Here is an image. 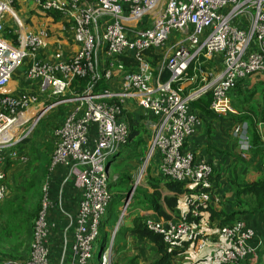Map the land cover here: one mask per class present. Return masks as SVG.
I'll return each instance as SVG.
<instances>
[{
	"label": "built area",
	"instance_id": "obj_1",
	"mask_svg": "<svg viewBox=\"0 0 264 264\" xmlns=\"http://www.w3.org/2000/svg\"><path fill=\"white\" fill-rule=\"evenodd\" d=\"M26 3L42 15L61 16L62 29L77 47L74 57L38 60L48 33L33 32L19 21L13 8ZM7 17L12 20L9 39L4 34ZM158 50L161 59L153 66L148 54ZM96 58L102 61L100 74L92 76L81 94L69 93L74 79L96 71ZM125 59L131 62L126 65ZM25 62L27 81L55 99L46 110L62 104H72L74 110L52 132L54 150L41 184L31 255L24 264H91L93 243L113 199L106 161L118 157L128 142L129 127L121 113L127 101L144 111L150 133L141 174L157 159L160 177L182 184L186 191L185 215L145 219L146 228L160 235L169 249L183 243L195 244L197 250L210 246L209 264H252L263 243L245 220L219 227L210 240L211 227L200 218L208 206L221 201L212 182L215 167L198 160L185 144L203 125L193 101L210 93L214 115H236L231 95L246 91L245 82L252 76L264 78V0H0V90ZM100 80L112 83L114 90L95 91ZM34 100L24 93H0V203L8 194L7 164L24 166L29 161L23 142L45 109L20 120ZM14 126L15 132L5 138ZM258 127L264 128V121ZM247 128L245 122L232 127L243 151L252 149ZM58 169L72 178L77 201L69 216L71 237L65 225L54 252L57 222L50 216L60 203L50 188ZM129 206L128 201L122 205L120 219ZM111 247L101 252L100 246L99 264H109Z\"/></svg>",
	"mask_w": 264,
	"mask_h": 264
},
{
	"label": "rangeland",
	"instance_id": "obj_2",
	"mask_svg": "<svg viewBox=\"0 0 264 264\" xmlns=\"http://www.w3.org/2000/svg\"><path fill=\"white\" fill-rule=\"evenodd\" d=\"M14 12L21 23L29 27L33 32L38 31L39 29H45L48 33V38L43 41L41 50H45L44 56H38V60L41 62H51V61H68L72 57L76 55L77 47L74 44L71 36L62 29V25L60 24L56 26V24H52V20L43 18L38 10L31 4H19L13 8ZM10 26H12V20L7 17L5 20V31L4 34L9 39L10 36ZM40 50V51H41ZM49 52V53H48ZM97 63L96 71L94 70V74H88L84 78L87 79V84L91 81L93 75H99L102 67H101V59H92ZM54 61V62H55ZM29 63L25 62L20 69L14 74L13 82L14 85L21 88V93L31 95L34 97L33 104L29 106L27 110L24 111V115L21 117V121L25 120L33 116L36 112L45 109L48 105L50 106L54 102L53 96H51L50 92L40 93L37 86L31 84L25 78V71L28 68ZM99 73V74H98ZM23 77L25 81L23 80ZM245 84L248 86L247 90L241 92V94H234L232 96V100L234 103V110L236 115L233 117L241 118L245 117L247 120V135L249 136L250 145H252V149L249 150L251 155H246V158H256L257 159V168L253 167V170L256 172H247L245 175L241 177H237L236 179H243L240 181H244L246 179L259 177V173L264 176V169L262 168L264 163V154L257 153L253 150V146H261L264 145V128L258 127L261 123L262 118L264 117L263 108H264V78L255 79V76H252L249 81H246ZM75 85V83H74ZM72 84H70L69 90L73 93V89H71ZM68 90V91H69ZM52 99V100H51ZM54 99V100H53ZM44 100V101H43ZM243 100V101H242ZM243 103H242V102ZM239 102L242 104L240 105ZM72 104H62L50 108L48 110L45 109V112L40 117L36 128L32 132V134L28 138L27 145L31 148L36 149L37 151L42 153L51 152L50 159H52V154L54 150L53 146V138L52 132L57 128L62 122L66 119V117L74 110ZM121 113L123 118L126 120V115L131 113L134 117H136L139 121L143 122V117L139 115V113L135 110L132 102L127 101L125 104L121 105ZM238 123V122H237ZM145 134H144V142L148 137L150 138V133L145 124H143ZM232 131V129H231ZM253 134H256L259 138V142L261 144H255L253 140ZM21 136V135H20ZM149 140V139H148ZM148 143L146 144L147 148ZM144 147V146H143ZM142 147L136 153L132 152L129 147H125V149L119 154L117 157L120 160H115V162L111 163L108 166V179L109 184H111V195L113 204L109 208L108 217L111 218L107 221V216H104L102 219V226H100L99 235L92 247V259L90 261L91 264H99L98 260V252L100 246L104 240L107 238V245L109 248V244H112L110 250V260L109 264H130L133 261V264H151L155 261L158 253L156 248L151 243L142 240L140 238L131 236L128 233L129 224H131L130 220H133L135 215L138 213L144 212L141 207H145L139 203L140 199H150L149 196L151 193H154L155 189L151 187V183L158 181L157 176L155 175L154 168H148L144 175L141 174V170L143 167V161L139 159L137 153L140 152ZM146 152V150H145ZM249 152V153H250ZM30 162L35 157V155L31 156V152L29 151ZM145 155V154H144ZM51 161V160H50ZM111 158H109L106 162H110ZM153 162V161H152ZM154 165V162H153ZM152 165V166H153ZM259 172V173H258ZM258 173V174H257ZM141 175V176H140ZM30 176V167L19 165L11 167L7 172L8 184L13 189L17 188V185L22 182L24 179L29 178ZM23 177V178H22ZM129 177L131 178V183L129 185L123 186L119 184L120 178ZM140 177V179H139ZM235 178H232V180ZM160 182H165L164 179L160 178ZM139 182V183H138ZM15 186V188H14ZM228 187L233 190L234 184L228 183ZM10 187L8 189V194L5 199L0 204V249L3 253L14 252L12 255H17V260H10L7 257H4V263H15V264H24L26 263L31 255V249H28L27 253H23L24 249H26V239L24 237V232L22 229L18 231L12 226L10 227L9 232L11 236H15V241H11L9 238H4L6 232V224L3 220V209L5 202L11 199L13 196L10 194ZM122 187V188H120ZM124 188V189H123ZM158 191L163 196H170L169 193H166V190L158 188ZM39 192L41 189L39 188ZM42 194V192H41ZM131 197V198H130ZM42 198V196H41ZM123 201V203H122ZM128 201L130 206L127 208L124 216L121 217V207L122 205ZM225 200H222L223 202ZM232 205L236 204V201L233 200ZM221 204V203H220ZM220 204L217 208L220 209ZM229 204V203H228ZM227 205V204H226ZM41 208V205H39ZM40 210V209H39ZM167 210V209H165ZM38 215V214H37ZM171 220L174 217H169ZM146 219H150L147 218ZM202 219V218H200ZM155 221L164 220L158 215L155 216ZM193 221L192 219L190 220ZM34 223V221H33ZM32 223V226H33ZM208 223V222H207ZM214 223V222H212ZM209 224V223H208ZM128 225V227H127ZM211 226V225H210ZM214 228L218 229V225L214 226ZM108 234L106 237L105 234ZM32 247V243L31 246ZM30 250V252H29ZM29 252V253H28ZM23 253V254H22ZM29 254V255H28ZM173 264V260L171 262ZM176 264V263H174Z\"/></svg>",
	"mask_w": 264,
	"mask_h": 264
},
{
	"label": "trees",
	"instance_id": "obj_3",
	"mask_svg": "<svg viewBox=\"0 0 264 264\" xmlns=\"http://www.w3.org/2000/svg\"><path fill=\"white\" fill-rule=\"evenodd\" d=\"M40 15L45 19L52 20V24H56V26L60 24L61 16L58 13L49 12L45 15L42 14ZM148 57L151 61V64L153 66H156L157 62L161 59V54L159 50L155 52L150 51ZM130 62L131 60H127V59L124 60V63L126 65H128ZM190 71L189 74L191 75ZM167 76L168 75L165 73L164 77L166 78ZM86 83H87V79H83V80L79 78L74 79L73 82L71 83L72 84L71 89H73V93L81 94L86 88ZM114 88L115 87L112 86V83L108 84L105 81L100 80L95 88V91L104 90V89L114 90ZM235 94L236 95L241 94V92L238 91ZM211 99L212 97L210 93H207L203 97L193 101L191 103V107L193 108L194 111L198 112L202 118L212 116L214 114L209 110ZM241 102H239L240 105L243 103ZM263 119L264 117L262 118V120ZM238 120L247 121L248 119H246L245 117H241L238 118ZM124 121L128 124L129 127V137L126 147H129L131 151L134 153L137 152L138 148L140 149L142 147L141 151L137 153V156L140 159L144 155V152L146 150V144L148 143L149 137L144 142L145 130L143 123L139 121L136 117H134L132 114L128 113V115H126V120L124 119ZM253 140L255 141L254 142L255 144L257 143L261 144L256 134H253ZM28 141L29 140L26 139L23 142L24 150L29 159L28 163L24 166L30 167V176L29 178H26L22 182H20L17 185L16 189H13V187L9 186L8 178H7L6 183L8 189L9 187L10 190L12 189L10 194L13 197L9 199L7 202H5L3 207V209H5V211L3 212V214H5V216L3 215V220L6 224L5 226L6 232L4 238H9L11 241H15V236L10 235V233H13V232H9L10 227L13 226L16 231L22 229L24 232V237L26 239V243H25L26 249H24L23 253H27L28 249H31L30 246L33 241L32 223L36 219L40 209L39 205H41L42 194L41 192H39V188L41 189V184L48 174V167L51 160L50 159L51 152L46 154L45 152L44 153H42V151L39 152L34 148L30 149V146L27 145ZM253 150H255L257 153L264 154V145L261 146L254 145ZM29 151L31 152V156L35 155V157L32 159L31 162H30ZM113 159L115 160V158ZM13 165L19 166L18 164H14V163L7 164L5 169L6 173L11 167H13ZM262 166H263L262 168L264 169V163ZM58 170L64 171L63 169H58ZM259 175H260L259 177H253V178L249 177L244 181H240L243 179L231 180V182L234 184V187L233 190H231L232 194L230 195V197L223 202H221L222 201L221 200L218 204L208 206L205 209V212L208 213L211 222L218 223V227L228 226L232 224L234 221L239 219L245 220L248 226L253 227L258 237L261 238L263 243L262 247L259 248V251L257 253L259 254L260 258H262V261L259 264H264V176L263 174L261 175L260 173ZM157 180L158 181L155 182L150 181L151 187L155 189L154 193L150 194L149 196L150 199H140L139 203L141 205H144L146 208L152 209L159 217H162L164 219H169V216L165 213V209H167L170 212H173L178 206L177 197L182 195L186 191L182 184L172 183L166 180L165 182H160L158 178ZM130 183H131V178L129 177L120 178L119 181L120 185L122 184L123 186L125 185L130 186ZM111 187H112L111 184H109L110 189ZM158 188L160 189L162 188L166 190L170 194V196H163L158 191ZM233 200L236 201V204L234 205L230 203ZM112 204L113 201L110 202L106 211L107 221L111 218V216L108 217L107 214ZM219 204H220V209L217 208ZM225 204L227 205L225 206ZM54 213L51 214L50 220H52L51 217L52 215H54ZM145 219L146 217L140 215L134 217L133 220L131 221V224L129 225L130 227L128 233L131 236L145 240L155 246L156 251L159 254V258L155 260L152 264H171L172 258L175 257L178 253L173 249H169L164 244L162 237L160 235L155 234L146 228L144 223ZM64 227H65L64 221L61 222L60 226L57 223V230L54 236L55 243L53 245L54 252L58 251L59 249V243H60L59 233L62 232ZM105 235L106 237L108 236L107 233ZM107 247L108 245L106 238V240H104L101 244V252H103ZM1 250L4 249H0V264H3V261H5L4 259L6 258L4 257H7V259L10 260L18 259L16 258L17 255H12V253L14 254V252L10 251L8 253H3ZM130 264H133V261Z\"/></svg>",
	"mask_w": 264,
	"mask_h": 264
},
{
	"label": "crops",
	"instance_id": "obj_4",
	"mask_svg": "<svg viewBox=\"0 0 264 264\" xmlns=\"http://www.w3.org/2000/svg\"><path fill=\"white\" fill-rule=\"evenodd\" d=\"M44 52L45 50L42 49L41 51H39L38 56L39 55L40 57L44 56L45 54ZM13 77L11 81L8 83V85L0 90V93L16 95L22 92L21 88L14 85ZM23 80L25 81L24 77ZM69 93L72 94L70 90ZM134 108L139 113V115L143 117V122H145L147 118L144 115V111H142L140 108L136 107L135 105ZM233 116L234 115H229L226 117H218L216 115H212V116L204 117L203 125L197 131H195V133L187 140L185 145L187 149H189L195 154V157L198 160L200 159L201 161L208 162L215 167L216 172L212 177V182L213 185L215 186L216 191L220 194V197H222L221 200L228 199L232 194L230 187L227 186L228 183H231L232 178L236 179L239 176L245 175L247 172L249 173L255 172L253 170V167L257 168L256 158L255 159L246 158V155H251L252 152L243 151L237 145V143L235 142L232 136L231 129L234 126V124H237V122L247 123V121H240L238 120V118ZM140 159H142V157ZM115 160L121 161L122 159H118L116 157ZM115 160L113 159L112 161H110L108 163V166L111 163L115 162ZM154 160H155L153 161L154 165L153 162H151L149 166L151 169L154 168L155 175L160 180L161 177L157 170L159 161L157 159ZM72 181H73L72 178L68 176L67 173L61 170H57L51 179L52 185L50 188V193L52 198L57 202L59 201L58 203H60L59 205L60 209L57 210L54 213V215H52L51 218L53 221L57 222L59 226L61 225V222L64 221L66 225L65 232L68 233V236L70 237H71V233L68 230L69 216L71 215L77 201V194L74 188L72 187ZM166 193L168 192L166 191ZM177 198H178L177 208L173 212L165 210V213L171 218L174 217V219H178L182 217L187 213L188 210L184 197L180 195ZM141 208L144 210V212L138 213V215H135L134 217L140 215L150 219H154L155 216L157 215L152 209L146 207H141ZM201 218L202 220L209 223V227H211L212 230L210 240L214 239L213 236H216L215 233L217 232V229L214 228V226L215 225L217 226L218 223L217 222L212 223L209 219L208 213L205 211L201 213ZM131 221L132 220H130V222ZM173 250H175L178 253L175 257L172 258L173 264L174 263L209 264L210 257L212 255V248L210 246H205L202 249L197 250L195 249V244H190V243L180 244L174 247ZM158 258H159V254L155 260H157ZM261 261L262 258H260L259 254L257 253L252 261V264H259Z\"/></svg>",
	"mask_w": 264,
	"mask_h": 264
},
{
	"label": "bare ground",
	"instance_id": "obj_5",
	"mask_svg": "<svg viewBox=\"0 0 264 264\" xmlns=\"http://www.w3.org/2000/svg\"><path fill=\"white\" fill-rule=\"evenodd\" d=\"M21 122V120H20ZM16 130V126H14L12 129L7 130V132H5V134L3 136H5V138H10L12 136V134L15 132ZM139 183V182H138Z\"/></svg>",
	"mask_w": 264,
	"mask_h": 264
}]
</instances>
